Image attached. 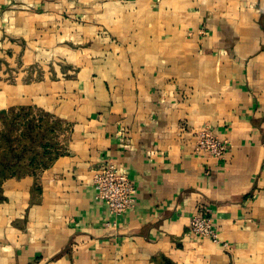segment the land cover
<instances>
[{
  "label": "crops",
  "instance_id": "1",
  "mask_svg": "<svg viewBox=\"0 0 264 264\" xmlns=\"http://www.w3.org/2000/svg\"><path fill=\"white\" fill-rule=\"evenodd\" d=\"M26 106L67 130L2 180L0 264H264V0H0V111ZM202 127L223 159L195 152ZM107 160L136 188L115 218ZM198 214L220 243L189 233Z\"/></svg>",
  "mask_w": 264,
  "mask_h": 264
},
{
  "label": "built area",
  "instance_id": "2",
  "mask_svg": "<svg viewBox=\"0 0 264 264\" xmlns=\"http://www.w3.org/2000/svg\"><path fill=\"white\" fill-rule=\"evenodd\" d=\"M181 132L184 126H179ZM194 150L196 153L212 159H223L228 149L226 140L215 136L208 128L193 130ZM92 186L96 199L103 201L112 217L132 209L135 205L136 188L122 167L113 160H107L96 168L92 177ZM115 225V220L111 222ZM189 233L198 238H206L220 243L211 217L206 214L193 215L189 223ZM226 246L225 243L222 244Z\"/></svg>",
  "mask_w": 264,
  "mask_h": 264
},
{
  "label": "trees",
  "instance_id": "3",
  "mask_svg": "<svg viewBox=\"0 0 264 264\" xmlns=\"http://www.w3.org/2000/svg\"><path fill=\"white\" fill-rule=\"evenodd\" d=\"M27 107L10 108L0 111V116L9 114L16 109H24ZM32 109V107H29ZM36 110V109H35ZM43 116L42 118L32 117L27 123L19 127L12 118L13 128L0 125V184L3 179L9 177H19L25 174L35 175L37 171L46 168L50 163L62 152V149L55 147L54 137H48L44 144L38 141L32 131L39 127L40 131L47 132L49 121L54 119V123H63L58 118H53L50 114L37 110ZM14 117V116H12ZM45 118V120H44ZM53 127V126H51ZM13 132V133H12ZM153 264H175L169 258L162 254L152 257Z\"/></svg>",
  "mask_w": 264,
  "mask_h": 264
},
{
  "label": "rangeland",
  "instance_id": "4",
  "mask_svg": "<svg viewBox=\"0 0 264 264\" xmlns=\"http://www.w3.org/2000/svg\"><path fill=\"white\" fill-rule=\"evenodd\" d=\"M16 108H19V107H16ZM32 117L42 118L43 116L41 115L39 111L33 108L31 109L27 107L24 109H16L10 112L9 114L0 116V125L1 123H5L6 127L9 126L10 128H13L12 118H15L16 124H14V126L16 127V125H18L19 127H22ZM47 120L49 121V124L53 127L50 126L49 130L43 133L39 130L40 129L39 127L38 128L36 127L35 131H32V133L38 136V141H42V144L47 142L46 140L48 139V137H54L53 142L55 143V147L60 150L62 149V146H63V142L65 138V131L67 130V126L66 124H63V123H59V124L54 123V119H47ZM36 173H38V171Z\"/></svg>",
  "mask_w": 264,
  "mask_h": 264
}]
</instances>
